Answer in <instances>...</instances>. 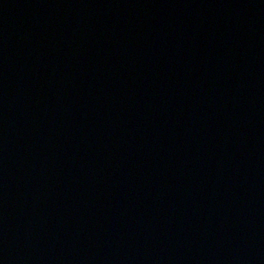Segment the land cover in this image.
<instances>
[{
  "label": "water",
  "instance_id": "1",
  "mask_svg": "<svg viewBox=\"0 0 264 264\" xmlns=\"http://www.w3.org/2000/svg\"><path fill=\"white\" fill-rule=\"evenodd\" d=\"M0 264H264V0H0Z\"/></svg>",
  "mask_w": 264,
  "mask_h": 264
}]
</instances>
